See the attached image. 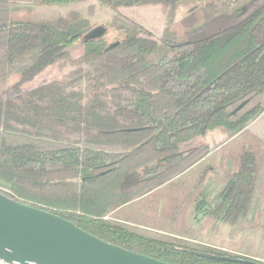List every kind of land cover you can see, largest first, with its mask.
<instances>
[{
  "label": "trees",
  "instance_id": "1",
  "mask_svg": "<svg viewBox=\"0 0 264 264\" xmlns=\"http://www.w3.org/2000/svg\"><path fill=\"white\" fill-rule=\"evenodd\" d=\"M31 4L65 11L16 16ZM148 5L158 37L119 10ZM58 62L64 78L22 89ZM262 93L264 0H0V192L168 263L264 264Z\"/></svg>",
  "mask_w": 264,
  "mask_h": 264
},
{
  "label": "water",
  "instance_id": "2",
  "mask_svg": "<svg viewBox=\"0 0 264 264\" xmlns=\"http://www.w3.org/2000/svg\"><path fill=\"white\" fill-rule=\"evenodd\" d=\"M103 33L97 28L87 38ZM0 258L13 264H172L105 241L56 213L2 192Z\"/></svg>",
  "mask_w": 264,
  "mask_h": 264
},
{
  "label": "rangeland",
  "instance_id": "3",
  "mask_svg": "<svg viewBox=\"0 0 264 264\" xmlns=\"http://www.w3.org/2000/svg\"><path fill=\"white\" fill-rule=\"evenodd\" d=\"M29 10H19L16 13V16L18 18H41L45 17L47 15H50L52 13H55L56 11L64 12L65 8L59 5H29ZM122 13L133 17L137 22H139L141 25H143L146 29L151 31L155 37H158L161 35L163 30L165 29L168 19L167 16L162 12L161 8L158 5H148V6H135V7H122L119 9ZM188 3L182 2L179 4L176 10V23H179L180 19L188 12ZM100 31V30H97ZM69 50L71 51V54L74 58L79 57L84 53V40H78L74 42L72 45H70ZM72 69L71 66H61L58 63L49 66L44 71H42L39 75H37L32 81L25 83L22 86L23 90H29L33 89L37 86H39L42 83L49 82L54 79H60L64 78L67 73ZM18 75H12L7 80V86H11L18 80ZM256 102H260L262 105H264V93L259 95ZM263 121H264V113H263ZM258 133H262L264 138V124L261 126L259 125L257 127ZM203 141H207L205 136L196 137L186 143H183L181 145V150L183 152H187L197 145L201 144ZM240 140H238L236 143L238 144ZM215 144V143H211ZM263 144V143H262ZM264 145V144H263ZM231 149V146H229ZM228 148V149H229ZM227 150H224V153H226ZM225 170H227V166L224 165L223 173L217 172V174L211 175L207 180L203 183L202 189L203 193L206 196L208 202L215 203L219 199L220 192L223 190L225 184L228 182L227 178V172L225 173Z\"/></svg>",
  "mask_w": 264,
  "mask_h": 264
},
{
  "label": "crops",
  "instance_id": "4",
  "mask_svg": "<svg viewBox=\"0 0 264 264\" xmlns=\"http://www.w3.org/2000/svg\"><path fill=\"white\" fill-rule=\"evenodd\" d=\"M231 132L226 130L225 128H218L214 131H209L206 137V142L209 143L211 146H215L218 143L224 141L225 139L229 138ZM215 143L214 145L211 143Z\"/></svg>",
  "mask_w": 264,
  "mask_h": 264
},
{
  "label": "built area",
  "instance_id": "5",
  "mask_svg": "<svg viewBox=\"0 0 264 264\" xmlns=\"http://www.w3.org/2000/svg\"><path fill=\"white\" fill-rule=\"evenodd\" d=\"M0 264H13V263L6 262L5 260L0 258Z\"/></svg>",
  "mask_w": 264,
  "mask_h": 264
}]
</instances>
